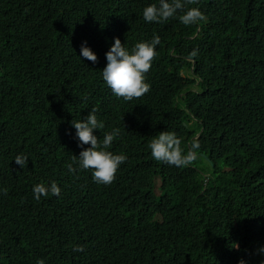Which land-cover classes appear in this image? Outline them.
Returning a JSON list of instances; mask_svg holds the SVG:
<instances>
[{"label":"trees","instance_id":"1","mask_svg":"<svg viewBox=\"0 0 264 264\" xmlns=\"http://www.w3.org/2000/svg\"><path fill=\"white\" fill-rule=\"evenodd\" d=\"M152 3L0 0V264L264 260V0H198L207 19L194 26L145 22ZM154 35L150 91L117 98L101 74L113 38L131 49ZM93 107L105 125L93 134L118 128L109 151L127 156L109 185L66 167L82 150L70 122ZM165 130L185 150L198 139L199 158L154 160ZM52 181L59 196L34 199Z\"/></svg>","mask_w":264,"mask_h":264},{"label":"clouds","instance_id":"2","mask_svg":"<svg viewBox=\"0 0 264 264\" xmlns=\"http://www.w3.org/2000/svg\"><path fill=\"white\" fill-rule=\"evenodd\" d=\"M198 3V0H158L145 6L142 16L145 22L165 23L172 18H177L184 26L198 25L206 21V16L197 7H191ZM113 44L105 53L106 66L101 70L102 79L108 88L117 98L124 101L142 98L150 91V84L146 82V74L152 67V62L156 59V46L160 44V37L154 35L150 41L136 42L131 49L124 47L119 38H113ZM197 52L194 50L190 56L195 57ZM80 56L91 61L97 62L96 54L82 42ZM98 109L93 107L88 115L80 120H72L71 126L75 128V137L78 139V147H81L79 155H72L71 163L66 165L69 173H74L77 168L80 170H90L94 182L103 185L111 184L115 178L119 167L127 160L124 154H114L111 149L113 141L119 135V129L112 132H104L103 138L98 139L93 134V130H103L105 125L98 120ZM123 120V116H122ZM83 145L90 147L83 148ZM151 156L154 160L175 167H187L193 164L198 158L200 144L194 138L189 142L187 150L181 147V140L175 132L161 131L154 136L149 144ZM20 168H25L28 157L20 154L14 159ZM34 199L40 200L42 196L49 193L59 196L60 188L55 181L48 185L37 183L33 186ZM7 194V189L3 190ZM74 251H84L83 246H76ZM264 254V248L259 249ZM36 264H45L43 259H38ZM238 264H246L241 259ZM264 264V260L261 261Z\"/></svg>","mask_w":264,"mask_h":264}]
</instances>
